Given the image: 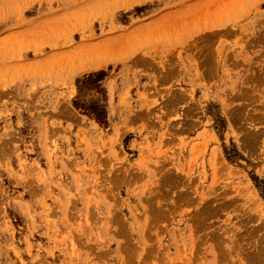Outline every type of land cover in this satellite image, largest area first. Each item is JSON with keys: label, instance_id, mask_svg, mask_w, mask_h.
Wrapping results in <instances>:
<instances>
[{"label": "rangeland", "instance_id": "374dc122", "mask_svg": "<svg viewBox=\"0 0 264 264\" xmlns=\"http://www.w3.org/2000/svg\"><path fill=\"white\" fill-rule=\"evenodd\" d=\"M0 264H264V0H0Z\"/></svg>", "mask_w": 264, "mask_h": 264}, {"label": "bare ground", "instance_id": "6f19581e", "mask_svg": "<svg viewBox=\"0 0 264 264\" xmlns=\"http://www.w3.org/2000/svg\"><path fill=\"white\" fill-rule=\"evenodd\" d=\"M260 131V130H259ZM255 134V133H254ZM258 134V133H257ZM259 135V134H258ZM257 138V137H256ZM252 143H254V142H252Z\"/></svg>", "mask_w": 264, "mask_h": 264}]
</instances>
